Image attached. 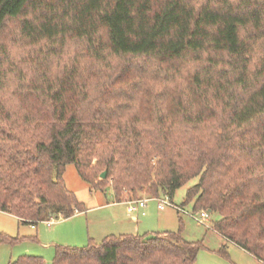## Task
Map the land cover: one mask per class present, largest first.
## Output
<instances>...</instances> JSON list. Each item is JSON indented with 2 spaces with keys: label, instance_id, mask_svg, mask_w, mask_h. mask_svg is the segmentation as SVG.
I'll use <instances>...</instances> for the list:
<instances>
[{
  "label": "trees",
  "instance_id": "16d2710c",
  "mask_svg": "<svg viewBox=\"0 0 264 264\" xmlns=\"http://www.w3.org/2000/svg\"><path fill=\"white\" fill-rule=\"evenodd\" d=\"M68 164L115 202L171 200L197 178L183 203L264 264V0H0V211H84ZM198 250L127 234L57 246L51 264H193Z\"/></svg>",
  "mask_w": 264,
  "mask_h": 264
},
{
  "label": "rangeland",
  "instance_id": "374dc122",
  "mask_svg": "<svg viewBox=\"0 0 264 264\" xmlns=\"http://www.w3.org/2000/svg\"><path fill=\"white\" fill-rule=\"evenodd\" d=\"M15 25L17 21L9 24L1 36L2 40L7 41L14 35ZM25 64L24 71H28V67L30 71L33 70L29 62ZM62 177L66 188L84 205V211L66 219L52 217L49 221L34 224L23 223L17 217L0 211V264H9L21 256H37L46 264H51L57 246L98 245L109 236H118L119 232L140 236L178 232L183 240L199 245L193 264H259L251 254L213 230L212 223L219 219L216 213L210 214L206 225H198L173 207L165 206L163 210H158L157 201L147 199L143 209L145 215H138V221L135 222L126 216L124 206L107 205L114 201L110 188L90 190L77 174L74 165H66ZM196 182L197 178H194L177 189L170 201L192 212L194 201L185 204L183 201L187 188ZM139 195L141 199L148 197L145 192ZM115 210L121 212L120 218L125 219L123 222L118 219V224H112L116 217L113 215Z\"/></svg>",
  "mask_w": 264,
  "mask_h": 264
},
{
  "label": "built area",
  "instance_id": "2783aa9c",
  "mask_svg": "<svg viewBox=\"0 0 264 264\" xmlns=\"http://www.w3.org/2000/svg\"><path fill=\"white\" fill-rule=\"evenodd\" d=\"M149 198L145 199H140L137 201H128L126 202V209L129 213L135 212L138 207H143L144 203L147 201ZM157 201V209L158 210H163L165 206H170L173 207L179 214L185 215L189 218H191L193 221H195L198 225H206V223L209 222V217H210V212L205 209H201L198 211H192V212H187L183 206H178L173 204L172 201H170L169 197L166 195H162L158 198H153ZM142 216L144 215V212L142 211L140 213ZM50 222H47L49 224Z\"/></svg>",
  "mask_w": 264,
  "mask_h": 264
},
{
  "label": "crops",
  "instance_id": "0c3cea01",
  "mask_svg": "<svg viewBox=\"0 0 264 264\" xmlns=\"http://www.w3.org/2000/svg\"><path fill=\"white\" fill-rule=\"evenodd\" d=\"M107 205H112V206H124L125 208V213L127 214L126 216H128L132 221H135V222H137L138 221V215H141L140 213L143 211L144 212V208H145V206H146V202L144 203V206L143 207H138L137 208V210L135 211V212H132L131 214L127 211V209H126V202H115V201H112V203H109V204H107ZM115 213L113 214V215H115L116 217H114V219H113V221H112V224L113 223H117L118 224V222L117 221H119L118 219H121L120 217H121V212H119V211H114ZM144 215H145V213H144ZM143 215V216H144ZM142 216V215H141ZM125 219H121V221L123 222ZM120 231H125V230H123V229H120ZM134 231V230H133ZM127 234H131V235H134L133 233H130V232H119V234L118 235H127ZM257 260V259H256ZM258 261V260H257ZM258 263L260 264V261H258Z\"/></svg>",
  "mask_w": 264,
  "mask_h": 264
},
{
  "label": "water",
  "instance_id": "95a60500",
  "mask_svg": "<svg viewBox=\"0 0 264 264\" xmlns=\"http://www.w3.org/2000/svg\"><path fill=\"white\" fill-rule=\"evenodd\" d=\"M106 175V171H103L101 174H100V178H104Z\"/></svg>",
  "mask_w": 264,
  "mask_h": 264
}]
</instances>
